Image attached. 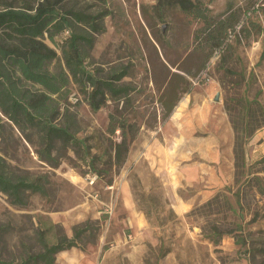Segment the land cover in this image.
Wrapping results in <instances>:
<instances>
[{
    "label": "rangeland",
    "instance_id": "rangeland-1",
    "mask_svg": "<svg viewBox=\"0 0 264 264\" xmlns=\"http://www.w3.org/2000/svg\"><path fill=\"white\" fill-rule=\"evenodd\" d=\"M25 1L0 0V7ZM194 1L210 8L215 20L230 14L236 20L240 13L232 32H242L241 37L232 39L233 47L211 59L206 68L202 65L207 50L195 42V32L204 23L179 6L160 10L158 0L66 2L64 10L104 15L105 30L95 34L91 48L84 47L86 64L102 78L127 70L122 85L132 91L128 102L109 97L103 108L93 111L87 101L89 91L72 80L62 107L69 108L76 137L84 143L66 150L59 143L54 152L60 157L58 167L41 161L38 146L26 142L18 131L13 136L10 127L5 128L0 155L13 173L30 178L46 175L49 184L47 195L28 194L26 206L12 204L0 192V227L8 230L0 243L3 259H17L25 249L40 252L37 234L46 226L54 225L56 233L71 237L76 225L95 221L100 225L98 240L59 253L58 264H146L148 260L264 264V256L255 252L264 241V127L246 140L244 169L236 166L235 132L230 149L221 148L220 163L209 164L193 148L216 130H220L217 139L227 144L231 118L242 120L244 106L259 90L263 92L257 99L264 105V0ZM57 65L53 63L51 70ZM172 101L176 106L164 120L163 104ZM112 114L128 117L139 127L129 158L119 170L108 167L112 145L120 140L119 130L109 133ZM183 128L192 135L181 148L173 141ZM28 133L40 142L37 130ZM180 153L187 159L171 158ZM94 154L102 156L97 162L101 175L90 166ZM182 201L191 203L184 213L177 210ZM215 227L244 236L248 245L237 244L232 234L216 244Z\"/></svg>",
    "mask_w": 264,
    "mask_h": 264
},
{
    "label": "trees",
    "instance_id": "trees-1",
    "mask_svg": "<svg viewBox=\"0 0 264 264\" xmlns=\"http://www.w3.org/2000/svg\"><path fill=\"white\" fill-rule=\"evenodd\" d=\"M70 0H27L22 5L4 3L0 7V136L5 137V128L15 136L18 131L26 142L37 145L36 152L41 161L52 167L60 165V157L54 155L59 143L64 149L84 143L76 137L74 122L70 119L68 107H62V101L70 96L69 86L76 81L84 90L87 89V101L93 111H99L109 101L125 98L128 102L132 88L122 85L127 70L113 72L106 78L97 76L87 64L84 47L91 48L95 34L102 33L103 14H86L72 8L65 9ZM158 8L179 6L184 12L203 21L204 27L195 32V42L201 50H207L202 68L213 58L221 56L232 48V39L240 38L242 32L237 29L240 13L234 20L233 14L220 20L213 19L210 8L194 0H158ZM249 13V12H248ZM247 17V13L245 14ZM255 25V24H254ZM252 34V32H247ZM48 39L55 47H51ZM61 54V56L59 55ZM264 58V53L261 56ZM58 62L55 69L50 66ZM188 73V72H187ZM257 97L244 106V116L238 121L231 118L235 132V159L237 168L245 167V143L248 137L264 127V105ZM176 101L163 104L164 120L168 119ZM64 110V111H63ZM230 111V110H229ZM35 129L40 135L36 143L28 133ZM120 131V140L112 145L108 167L121 169L130 155V147L139 134V127L128 117L112 114L109 133ZM14 133V134H13ZM102 156H91L90 166L99 175L103 172L97 162ZM108 171V170H107ZM112 181H109V184ZM48 176L34 178L17 176L11 165L0 155V192L6 194L11 203L18 206L28 204V194L47 195ZM55 226L42 228L37 240L42 250L33 253L25 249L17 259L7 260L0 256V264H58L57 255L73 248H85L95 243L100 235V225L95 221H86L73 228V235L55 232ZM8 230L0 227V243ZM219 239L225 234H232L239 245H248L244 236L234 234L232 230L222 231L215 227ZM55 238L51 241L50 237ZM255 252L264 256V241ZM27 248V246H26ZM146 264H159L158 261H146Z\"/></svg>",
    "mask_w": 264,
    "mask_h": 264
},
{
    "label": "crops",
    "instance_id": "crops-1",
    "mask_svg": "<svg viewBox=\"0 0 264 264\" xmlns=\"http://www.w3.org/2000/svg\"><path fill=\"white\" fill-rule=\"evenodd\" d=\"M217 95H216V97H217ZM216 97H215V100H216ZM219 100H220V98H219ZM186 102L187 103H185V107L188 104V101H186ZM185 129L186 128H183V130H177L176 131V134H181V136H179L177 141H173L174 145H178V147H181V148L186 146L187 142H182V141L186 140L188 138V135H192V131H188ZM213 134H215V135L214 136L211 135V138L206 140L205 142H195L194 147H193L194 149H197L200 157L205 159V161L208 162L209 164L220 163V161L224 157L221 153V148L224 149L225 145H227V148L230 149V146H232L234 143V141H233L234 130H232L230 128H228V132H227V142H226L227 144H225L224 141H222V140L220 141L219 139H217V137L220 138V130H218V131L216 130V132H213ZM209 148H211V151L213 150V152H211L209 150ZM183 154L184 153H182V154L180 153L179 155L176 154V156L173 155V156H171V158H176L178 156V158L182 157V159H183V156H182ZM185 159H187V158H184L183 160H185ZM190 206H191V203H188V202H183L182 204L179 203V204H177V210L181 213H184V212L189 210ZM129 207H131L132 211L136 210V209H134V206L132 203H129Z\"/></svg>",
    "mask_w": 264,
    "mask_h": 264
},
{
    "label": "water",
    "instance_id": "water-1",
    "mask_svg": "<svg viewBox=\"0 0 264 264\" xmlns=\"http://www.w3.org/2000/svg\"><path fill=\"white\" fill-rule=\"evenodd\" d=\"M219 98H220V94L217 95V97H216V101H218Z\"/></svg>",
    "mask_w": 264,
    "mask_h": 264
}]
</instances>
